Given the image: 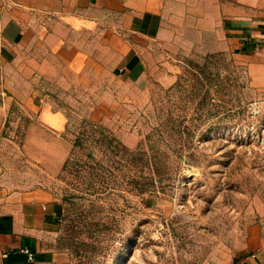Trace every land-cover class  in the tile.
I'll return each instance as SVG.
<instances>
[{"label":"rangeland","instance_id":"1","mask_svg":"<svg viewBox=\"0 0 264 264\" xmlns=\"http://www.w3.org/2000/svg\"><path fill=\"white\" fill-rule=\"evenodd\" d=\"M193 44L141 42L143 88L111 68L100 89L49 88L40 104L61 114L57 129L12 107L4 182L53 194L49 236L66 264H235L262 245L264 91L233 54ZM96 127L160 173L80 144Z\"/></svg>","mask_w":264,"mask_h":264},{"label":"crops","instance_id":"2","mask_svg":"<svg viewBox=\"0 0 264 264\" xmlns=\"http://www.w3.org/2000/svg\"><path fill=\"white\" fill-rule=\"evenodd\" d=\"M176 40L233 54L250 86L264 91V0H0V147L13 106L57 129L61 114L40 104L49 88L95 81L100 89L108 68L113 80L143 88L140 43ZM6 177L0 157V264H66L49 236L53 194L10 190ZM235 264H264V241Z\"/></svg>","mask_w":264,"mask_h":264},{"label":"trees","instance_id":"3","mask_svg":"<svg viewBox=\"0 0 264 264\" xmlns=\"http://www.w3.org/2000/svg\"><path fill=\"white\" fill-rule=\"evenodd\" d=\"M91 127H95L91 125ZM86 135V132H84ZM83 138L79 139V143H83L90 140L94 144V149H98L106 157L109 156L113 164L124 169L126 167L132 168L133 170L143 172L144 169H148L153 172L155 175L160 173V161L155 159L153 162L152 158L147 159L144 162L141 159H138L133 152L128 151L121 143H119L115 138L108 134L105 130L101 128H93L90 130V133ZM93 146V145H92ZM90 146V148H93ZM112 154V155H111ZM93 155V154H92ZM116 156V157H115ZM118 158V160H116ZM67 162L66 166H68ZM97 166L103 167L100 163ZM109 171V170H107Z\"/></svg>","mask_w":264,"mask_h":264},{"label":"built area","instance_id":"4","mask_svg":"<svg viewBox=\"0 0 264 264\" xmlns=\"http://www.w3.org/2000/svg\"><path fill=\"white\" fill-rule=\"evenodd\" d=\"M23 252L26 253L29 256L30 260L33 258V254H31L29 251L25 250Z\"/></svg>","mask_w":264,"mask_h":264}]
</instances>
